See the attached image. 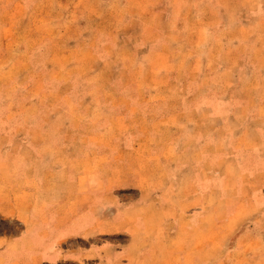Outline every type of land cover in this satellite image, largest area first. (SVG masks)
I'll return each mask as SVG.
<instances>
[{"label": "rangeland", "instance_id": "1", "mask_svg": "<svg viewBox=\"0 0 264 264\" xmlns=\"http://www.w3.org/2000/svg\"><path fill=\"white\" fill-rule=\"evenodd\" d=\"M262 51L264 0H0V114L27 117L45 111L68 115L70 120L63 123L70 130L78 129L73 126L78 127L82 116H87L88 129L118 128L107 114L111 102L122 108L125 86L149 87L154 82L165 86L172 81L178 85L161 89L162 100L150 103L146 112L162 117L163 126L173 124L176 111H189L200 104L202 92L197 83L204 75L191 71L192 57L220 65L238 64V68L264 66V57H259ZM169 60L179 69L177 74L168 71ZM205 77L242 87L245 99L232 108L239 118L226 129L234 132L237 150L264 149V106L255 111L259 120L243 119L249 116L257 95L264 99V72H212ZM226 107L230 106L215 105L220 115ZM202 113L178 117L180 130L210 136L204 138L205 146L202 141L191 152L169 155L178 167L172 176L178 182L176 199L140 202L137 189L128 187L123 174L130 172L128 168H118L115 171L120 176L109 177L111 162L130 160L143 167L145 161L154 160L150 153H126L121 147L114 151L103 145L99 146L103 151L91 153L70 142L62 152L42 146L34 154L20 152L17 161L34 158L39 172L65 159L78 163L76 169L88 175L79 187L86 194L89 186H95L98 204L84 200V209L92 205L94 217L81 233L61 240L52 239L51 230L59 227V221L69 223L74 218L40 212V216L13 225L12 243L0 261L12 256L18 257V264H264V177L253 191L247 184L244 201H222L217 190L222 161L215 159L211 139L222 137V120L212 117L204 121ZM4 123L12 128V122H1V129L7 128ZM18 134L17 140L25 143L24 133ZM107 138H99L105 146ZM235 172L239 174L237 169ZM208 173L210 187L216 191L204 199L191 182L196 175ZM66 185L68 188L67 181ZM66 185L64 180L55 184L58 190ZM50 192L45 199L43 194L38 196L39 206L61 195ZM233 208L238 211V223L222 225ZM10 225L5 221L0 225L3 235L10 234ZM33 230L51 240L53 257L37 252L42 242H32Z\"/></svg>", "mask_w": 264, "mask_h": 264}, {"label": "crops", "instance_id": "2", "mask_svg": "<svg viewBox=\"0 0 264 264\" xmlns=\"http://www.w3.org/2000/svg\"><path fill=\"white\" fill-rule=\"evenodd\" d=\"M257 9L259 10L260 6H257ZM245 40L248 39L240 38V41ZM259 57L262 60L264 51L261 52ZM169 61L170 66H168V71L177 74L179 69L175 65L172 67L173 60ZM190 63V65H193L191 71H200L204 75L203 80L197 83V88L202 92L201 99H199L200 104L189 111H176L174 116L176 121L173 124L169 123L163 126L159 122L164 120L162 117H157L155 114L146 112V107L150 103L162 100L161 89H167L168 86L176 87L178 85L177 82L173 83L172 81L170 84H165V86L158 82L152 83L154 86L150 84L149 87L139 86L137 83L125 86L124 90L127 94L124 93L125 97L122 108L119 109L114 102H111V109L109 114H107L111 115L112 120L118 128L108 125L109 127L88 129L89 123L85 118L87 116H82L79 119L78 127L73 126L78 129L70 130L63 123L66 120H70L68 115L50 114L45 111L42 113L38 112L36 116L27 117H24L21 113L0 114V125L1 122H12V128H9V123H4L7 128H0V138H8L6 142H1L0 140V225L4 221L11 224L9 235H3V229L0 227V259L3 258V254L8 252V248L12 243L13 225L17 227L20 222L23 223L24 220L31 216H40V212L43 215L55 218H74L69 223L67 220L59 221V227L51 230V238L54 239L57 236L55 238L61 240L70 234L81 233L84 226H87L91 218L94 217L92 205L98 204V194L95 186H89L87 189L88 193L86 194L79 187L82 184L83 178L88 179V175H83L81 171L76 169V167H80L78 163H73V161L68 163L65 159L52 167L43 168L39 172L36 169L34 158L25 162L17 161L16 158L22 151L34 154L42 146L62 152L64 146L70 142L71 144L77 143L86 152L91 153L103 151L100 149V145H103V148L106 147V149L112 150L121 147L122 151L126 153L135 151L150 153L154 160L145 161L143 167L141 165H134L133 161L130 160L117 163L111 162L107 166L110 170L109 177L120 176V172L115 171L118 168L124 170L128 168L130 172L123 174L127 178L128 187L130 188L131 186V190L137 189L135 192L140 202H157L167 200V198L168 200L172 198L176 199L178 197H176L177 193L175 191L178 182L172 176L176 173L178 167H174L177 164L170 159L169 155L179 152L183 153L184 151L191 152L202 141V144L205 146L208 142L204 138L210 136L208 132H197L196 134L187 130H180L177 123L178 117L180 115H193L201 110L204 112L202 113L204 121L212 117L222 120V137L211 136L215 147V159L219 162L222 161V172L219 166V171H217V174L222 176L217 187L218 192L222 194V201H244L246 199L244 190L247 189V184L250 185L252 191L256 189L253 186H257L260 177H264V165H262L264 149L260 146H252L237 150L238 146L237 140L233 135L234 132L231 129H226L230 121L239 118L234 114L232 108H234L233 106L236 102H242L245 99L241 91L242 87H232L231 82L229 83L228 81H209L205 77V74H211L212 72L222 75L234 72L242 74L248 71V69L259 73L264 72V66L251 64L238 68V64L233 66L222 63L220 65L218 62L203 60L199 56L192 57ZM142 87H144L143 92L139 91ZM135 89L138 92H135ZM259 99L260 97L257 95L254 103L252 102L249 116L243 118L244 120H250L251 122L253 119H258V114L255 111L260 109V106H264V99ZM215 105H228L230 107H226L225 111L220 115ZM85 120L86 122H84ZM26 121L29 122L26 124ZM19 132L24 133L26 136L25 143L17 140L16 136ZM38 136H42V138L37 139L36 137ZM105 136H108L107 141L105 140L106 146L101 141L102 139H99ZM233 152L235 155H231ZM163 154H167L168 157L162 156ZM191 166L195 167L194 165ZM226 166L230 167V170ZM161 167L165 173L159 169ZM235 169H237L239 174L236 175ZM255 172L257 174L252 178L251 176ZM209 173L211 174L210 171ZM209 173L197 177L198 173L191 182L193 189H198L200 193L197 194L204 195V199L208 196L210 197L212 190L216 191L215 187L214 189L210 187L212 179L209 178ZM92 177L94 176H89V178ZM60 180H64V185H66L67 181L68 188L66 185L63 188L59 187L58 190L55 184L58 185V181ZM236 186H239L237 190H235ZM50 190L52 193L55 191L61 195H58L57 199L49 198L50 200H48V203L44 207L39 206L40 204H37L38 196L43 194L45 199L47 198V192ZM93 194L97 195L94 196ZM88 199H90L92 205L87 210L84 209L83 201ZM232 207L229 206V209H232ZM238 220V211L233 208V211H230L222 220V225H227L232 221L238 223ZM15 231L18 230L15 229ZM228 231H231V228ZM35 239L42 242L37 252H40L43 256H47L48 254V257L51 255L53 257L54 254L50 255L49 252V249L54 246L51 240H47L37 230H33L31 233L32 242H35ZM0 264H18V257L11 256L6 261H0Z\"/></svg>", "mask_w": 264, "mask_h": 264}]
</instances>
